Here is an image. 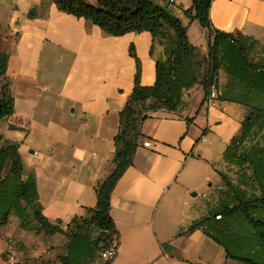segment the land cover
Instances as JSON below:
<instances>
[{
    "label": "crops",
    "instance_id": "crops-1",
    "mask_svg": "<svg viewBox=\"0 0 264 264\" xmlns=\"http://www.w3.org/2000/svg\"><path fill=\"white\" fill-rule=\"evenodd\" d=\"M152 1L187 25L194 59L203 70L209 34L198 19L185 15L193 0ZM209 14L217 29L254 41L249 59L264 61V0H212ZM131 46L141 60V83L154 84L156 62L166 52L159 41L153 43L150 31L110 35L60 10L53 0H0V49L9 56L14 103L13 113L0 119V145L18 146L25 174L35 178L43 214L64 229L48 234L32 213L23 219L12 210L0 224V263L12 249L16 264H61L69 252V223L91 219L96 188L116 167L120 112L134 91ZM218 73L220 91L229 79L223 68ZM204 97L203 85L196 82L184 91L178 114L148 112L137 123L133 163L111 194L119 247L109 264H248L229 257L202 227L191 229L235 203L225 175L248 181L243 189L252 184L248 173L225 158L241 135L247 106ZM147 138L152 148L143 144ZM88 225L97 239L101 231L93 224L80 230ZM96 254L77 261L105 264Z\"/></svg>",
    "mask_w": 264,
    "mask_h": 264
},
{
    "label": "trees",
    "instance_id": "trees-1",
    "mask_svg": "<svg viewBox=\"0 0 264 264\" xmlns=\"http://www.w3.org/2000/svg\"><path fill=\"white\" fill-rule=\"evenodd\" d=\"M211 1L193 0L192 7L184 11L187 17L198 19L208 29V57L204 60L203 70H199L200 62L194 59L195 47L188 39L187 25L168 8L152 0H53L60 10L97 24L110 35L150 31L153 43L159 41L166 52V58L156 62L154 84L143 85L141 60L131 46L130 53L136 60L135 85L133 94L120 112V130L115 137L116 167L96 188L97 205L90 209L91 219L80 223V219L74 218L69 223V226L73 225L69 233V252L62 257L61 264H79L78 257L97 253L101 241L92 239L89 225L84 231L80 230L83 224H93L101 231L104 236L102 249L117 236L110 213L111 194L119 177L133 163L137 143L129 133L137 131L138 134L137 123L141 117L161 110L180 112L185 105L184 91L196 82L203 85L204 100H208L220 68L227 72L229 80L218 97L240 102L251 111L245 118L241 135L225 152V158L239 170L250 165L253 172L248 176L252 184L248 195L246 189H241V185L247 186L248 181L239 179L242 183L239 186L225 175L235 203L216 211L220 218L209 215L191 229L202 227L207 235L225 246L229 257L248 264H264V251H261L264 242V147L246 145V139L255 127L264 122V61L254 63L249 59L254 41L213 25L209 14ZM8 59V54L0 49V119L14 111L7 75ZM38 198L35 178L25 174L18 146L15 143L0 145V224L7 223L14 210L23 219L32 213L39 229L48 234L64 232L60 225L51 223L43 214ZM104 262L109 264L110 261Z\"/></svg>",
    "mask_w": 264,
    "mask_h": 264
},
{
    "label": "rangeland",
    "instance_id": "rangeland-1",
    "mask_svg": "<svg viewBox=\"0 0 264 264\" xmlns=\"http://www.w3.org/2000/svg\"><path fill=\"white\" fill-rule=\"evenodd\" d=\"M247 109H248L247 115L251 114L250 109L248 107H247ZM161 112L165 116H175L176 114H178V113L171 112V111H166V110H161ZM129 135L133 138V137H135L137 135V131H130ZM246 141H247L246 142V145L254 144V145L259 146V147H264V122H263L262 125H257L255 127V129L250 134V136L246 139ZM242 169H243V171L245 173H248V175H250V176L252 175V172L253 171H252V167L250 165L249 166L248 165H245ZM233 173L236 174L237 172H234L233 171ZM233 179H235V181L232 180V181H234L233 183H235V184H237L239 186H240V184H242V183H239V176H235ZM241 189H243V188L241 187ZM246 191H248V193H249L250 192V189H248V190L246 189ZM217 213L214 212L213 214L216 215V218H220V216H218L219 214H217ZM97 230L98 229L96 228V231ZM96 237H97L98 241H101V244H98L99 249H98L97 254H96L97 261L100 262L102 260L101 257H100V251L102 249V243L104 241V236L100 232V233H97L96 234ZM225 241H226V239H225ZM232 247H233V245H232ZM233 248H235V247H233ZM261 251L262 252L264 251V242L261 243ZM262 260L264 262V259H262Z\"/></svg>",
    "mask_w": 264,
    "mask_h": 264
},
{
    "label": "built area",
    "instance_id": "built-area-1",
    "mask_svg": "<svg viewBox=\"0 0 264 264\" xmlns=\"http://www.w3.org/2000/svg\"><path fill=\"white\" fill-rule=\"evenodd\" d=\"M169 2L173 3L175 2V0H169ZM219 91L216 87V84H212L211 88H210V93H209V100H212L216 97H218ZM143 144L149 148H152V141L151 139L147 138L143 141ZM218 216H221L220 214ZM118 247H119V239L118 236H114L109 245L105 248H103L100 251V257L103 261H110L111 259H113L115 257V255L117 254L118 251ZM0 264H16V256L15 254L12 252V249H10L9 251H7L6 253V257L3 259L2 263Z\"/></svg>",
    "mask_w": 264,
    "mask_h": 264
},
{
    "label": "water",
    "instance_id": "water-1",
    "mask_svg": "<svg viewBox=\"0 0 264 264\" xmlns=\"http://www.w3.org/2000/svg\"><path fill=\"white\" fill-rule=\"evenodd\" d=\"M218 80H219V77L217 76L216 77V79H215V83H217L218 82ZM147 116H148V114L147 113H145L141 118H142V120H144V119H146L147 118Z\"/></svg>",
    "mask_w": 264,
    "mask_h": 264
}]
</instances>
